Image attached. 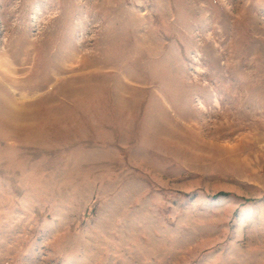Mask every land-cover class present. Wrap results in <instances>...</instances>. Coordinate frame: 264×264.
Segmentation results:
<instances>
[{"label": "rangeland", "instance_id": "obj_1", "mask_svg": "<svg viewBox=\"0 0 264 264\" xmlns=\"http://www.w3.org/2000/svg\"><path fill=\"white\" fill-rule=\"evenodd\" d=\"M0 264H264V0H0Z\"/></svg>", "mask_w": 264, "mask_h": 264}]
</instances>
